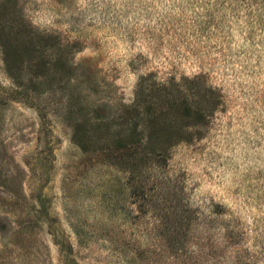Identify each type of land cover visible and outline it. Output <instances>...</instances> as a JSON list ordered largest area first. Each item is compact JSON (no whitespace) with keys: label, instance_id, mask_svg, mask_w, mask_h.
<instances>
[{"label":"rangeland","instance_id":"obj_1","mask_svg":"<svg viewBox=\"0 0 264 264\" xmlns=\"http://www.w3.org/2000/svg\"><path fill=\"white\" fill-rule=\"evenodd\" d=\"M0 264H264V0H0Z\"/></svg>","mask_w":264,"mask_h":264},{"label":"trees","instance_id":"obj_2","mask_svg":"<svg viewBox=\"0 0 264 264\" xmlns=\"http://www.w3.org/2000/svg\"><path fill=\"white\" fill-rule=\"evenodd\" d=\"M151 85L152 84H148V86H151ZM159 86L166 87L167 85H165V83L162 82V83H159ZM136 95L138 97L137 101H138V104L140 105V107H141V104L149 101L148 96L145 94V84H144V78L143 77L140 79L139 88L137 90ZM167 96L169 97L168 94H167ZM146 99H147V101H146ZM173 100H176V99L173 98ZM186 109H187L186 112H188L189 114H190V112H193V106H191L189 104H188V107ZM194 110L196 111L197 115L201 117V119H203V120L207 119V114H204L202 112L203 110L201 107L198 106ZM150 118L146 124H147V127L149 128V136H151V137L160 136V135H163V136L170 135L171 136L173 133L171 132L170 127L174 128L176 126V122H179L178 119H177V121L173 119L172 121L171 120H165L164 122H160L159 120H157L155 118H152V119H150ZM144 188H145V186L142 185V189H144Z\"/></svg>","mask_w":264,"mask_h":264}]
</instances>
